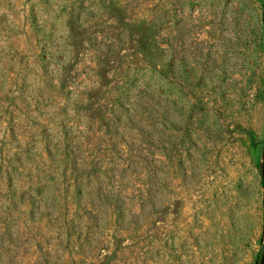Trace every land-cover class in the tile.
Returning <instances> with one entry per match:
<instances>
[{
    "label": "rangeland",
    "instance_id": "1",
    "mask_svg": "<svg viewBox=\"0 0 264 264\" xmlns=\"http://www.w3.org/2000/svg\"><path fill=\"white\" fill-rule=\"evenodd\" d=\"M263 4L0 0V264H259Z\"/></svg>",
    "mask_w": 264,
    "mask_h": 264
},
{
    "label": "water",
    "instance_id": "2",
    "mask_svg": "<svg viewBox=\"0 0 264 264\" xmlns=\"http://www.w3.org/2000/svg\"><path fill=\"white\" fill-rule=\"evenodd\" d=\"M262 23H263V27H264V4H263V11H262ZM262 180H263V187H264V164L262 165ZM264 263V248H263V252L259 261V264H263Z\"/></svg>",
    "mask_w": 264,
    "mask_h": 264
}]
</instances>
